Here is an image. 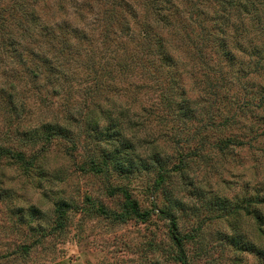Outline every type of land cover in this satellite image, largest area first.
I'll return each mask as SVG.
<instances>
[{"label":"rangeland","instance_id":"rangeland-1","mask_svg":"<svg viewBox=\"0 0 264 264\" xmlns=\"http://www.w3.org/2000/svg\"><path fill=\"white\" fill-rule=\"evenodd\" d=\"M254 1L78 0L84 11L58 12L67 26L48 23L46 47L20 28L27 12L55 22L60 0H0V148L19 150L44 126L67 136L23 148L38 154L31 170L1 161L0 264H181L171 220L188 264H264V226L247 211L264 197V0ZM58 37L62 72L29 81L38 53L57 58ZM120 122L123 146L103 141ZM117 150L125 173L93 172L92 156L121 160ZM115 187L150 217L102 215L124 211Z\"/></svg>","mask_w":264,"mask_h":264},{"label":"trees","instance_id":"trees-1","mask_svg":"<svg viewBox=\"0 0 264 264\" xmlns=\"http://www.w3.org/2000/svg\"><path fill=\"white\" fill-rule=\"evenodd\" d=\"M45 2H46V0H42L41 3H45ZM54 3L58 4V6H56V9L58 11L54 12L55 13L54 14L55 22L46 21V19L44 17H42L40 15V13L36 14L34 11L33 12H27L25 14V16L27 17L26 21L30 20L31 26H28L26 28L21 26L20 30L23 29V31H22V35L19 38H24V37L28 36L29 39L33 38V37L39 38V39H41V38L45 39V37H48L49 33H52L48 28V23H52L55 27H58L59 29L64 27V26H67L66 20L62 17V15H64V14L61 13V12H65V13L69 12V10L67 9L66 6L69 5V7L72 8L75 5H77V6H79V10H83V8H80V7L84 6V4H79L78 0H60V2H54ZM70 3H76V4L74 5V4H70ZM168 4H171V3H168ZM249 4H251V6L257 5L256 1H254V0H247V8H248ZM125 6L127 7V9L129 11L126 9L127 12L124 14H127L128 12L132 11L133 8L130 7V5L125 4ZM52 7L55 8L54 6H52ZM157 9H158V11H160L159 8H157ZM83 11H80L79 13H83ZM58 12L62 15H59ZM11 15L14 16V12H12ZM50 15H48L47 17H50ZM124 20H126V19H124ZM73 28H74L73 33H81L80 27L74 26ZM147 34L148 33L145 32V35H147ZM61 39H63L64 42L61 41L62 45L57 49V52H54L55 54H57V58H55V61H53L52 58L48 57L51 55H49V52H45V49H43V52H40L42 54L38 53L36 55V57L38 58V63H39L38 64L39 67H36L38 71L36 70V72H35L34 70H28L29 81L35 82L38 78V75H39V77H43V76H45V72H50V73H53L54 75L57 74L56 76L60 75V73L62 72V65H63V59H62L61 55H62L63 49L67 48V41L63 37H61L60 40ZM18 40L13 41V46L20 45V42ZM57 40H59V37L57 38ZM43 42H44L46 47L50 46V44H51L46 39ZM53 48H56V46H53ZM158 49H160V48H158ZM160 52H162L161 49H160ZM158 54L161 57L163 56V59H164L165 56L167 55V52H164L165 55L162 53H158ZM22 57H23V55H22ZM171 64H172V58H165L164 61H162V63L160 64V67H163V68L168 70L169 68H171ZM42 65H45L44 68H42ZM58 81H60V78L56 77V82H58ZM38 92L42 94V92H44V91H42L40 89V90H38ZM54 93H57V92H54ZM180 110L184 111L183 108H181ZM123 124H124L123 122L122 123L120 122L118 124V126L116 128L117 129V131H116L117 136L116 135L110 136L107 134L108 132H106L105 135H103L102 140L109 142V143L116 141V143H118L119 146L122 145L123 133H121V131L119 132V129L120 128L123 129L122 128ZM112 129H108V130H112ZM129 130H131V127L129 128ZM64 132H65V130L63 127H61V126L56 127V125H54L52 128H50L48 130L44 126L43 132L41 134H40V131L38 133V131H36V130L27 131V132H25L26 135L28 134L26 136V141H21L20 143H18L22 147L21 149H19V150L14 149L13 150L10 148H0V163L3 159H13L17 163L21 164L25 169L31 170V169L35 168V166H36V162L38 160V154L37 155L34 154L33 156H28L27 152L24 149L28 150L30 148H34L35 144L39 145V143H44V145L51 146L52 143L55 141V139H59V138L67 139V138H65L67 136H63ZM117 137H118V139H117ZM12 140L13 139H11V141ZM12 143H15V142H12ZM125 148H127V149L130 148V145L126 146ZM118 154H121L120 157L123 156L124 158H122L121 160H118L117 158L113 159L112 156H110L108 158L105 157L104 162H99V161H103V160H100L97 157L92 156L91 157V165H92L93 172L99 173V174H102V172H104L107 174L108 171H110V173H112V171H111L112 167L115 171H116V169L120 170V172L124 171L125 170L124 164H127V161H125V158L128 155L123 150H122V152H120L118 150L116 152H114V155H118ZM194 155L198 156L197 153ZM109 161H110L111 167L108 165ZM184 169H186V165L182 162L181 166H179L177 168V170L183 171ZM125 172L126 171L121 172V173H125ZM164 177H165L164 175L161 176V180H163ZM109 193L111 196H115L116 194H121L124 197V200H125L124 201V207H123L124 211L121 214H117L115 212H111L109 210L102 209V210H100V213L102 215L109 217V218H112L119 223H126L127 221H129L131 219H135V220H139V221H145L150 217V211L142 212L140 209L139 203L132 197V195L128 192L127 189H125L123 187H115V188H112ZM260 205L264 206V197L257 194L256 196H254V197L250 198V200H248L247 211L250 215L251 214L254 215V218L259 222V224H261V226H264V216L259 211ZM252 206H253V208H252ZM70 209H71V206H69V205H63L57 209V214H58V225H57V227L59 229H62L64 227L65 217H66V215ZM171 222H172L171 224H172L173 238H174V241H175V243L179 249V252H180V256L178 259L181 262V264H188L187 258H186V255H185V252L183 249V240L179 236L175 235L174 232L176 230V223L174 220H171Z\"/></svg>","mask_w":264,"mask_h":264}]
</instances>
